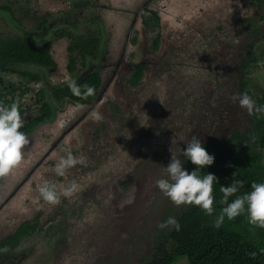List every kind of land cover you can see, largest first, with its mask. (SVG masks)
Listing matches in <instances>:
<instances>
[{
    "label": "rangeland",
    "instance_id": "374dc122",
    "mask_svg": "<svg viewBox=\"0 0 264 264\" xmlns=\"http://www.w3.org/2000/svg\"><path fill=\"white\" fill-rule=\"evenodd\" d=\"M47 1L13 3L24 7L16 15L31 26L36 14L24 16L25 9L42 14L50 6ZM145 1L122 0L121 6L109 5L112 30L124 35L127 31L129 37H136L131 48H138L133 52L134 58L148 65L144 80L131 84L115 78L94 107L95 113H103L105 119L95 121L89 114L77 129L64 136L63 147L56 142L63 129L57 130L50 123L37 126L27 135L29 144L14 166L18 170L15 181L11 175L14 170L3 176L7 180L0 186V197L9 200L0 214L13 218L18 213L44 225L31 237L21 239L22 247L16 251L32 246L35 252L25 264H142V259L153 253L159 234L169 231L159 228V222L177 215L178 206L155 184L165 175L163 165L171 158L170 149L179 154L193 135L210 139L231 121L245 119L244 109L231 100L233 93L240 92L236 65L243 53L255 50L258 55L249 65L246 90L255 96L264 92V19L259 18L263 12L253 0ZM141 4L145 5V12ZM139 6L140 15L132 30H127ZM147 6L160 15L155 28L141 24ZM254 27L260 29L255 35L250 33ZM258 34L261 40L250 44ZM153 38L159 42L157 47L151 43ZM66 44V39L61 38L50 45L57 64L51 73L53 81L66 74ZM25 85L28 90L19 95ZM37 87L38 83L18 74L0 72V91H4L6 99L12 98V92L19 96L24 122L38 113ZM71 109V104L62 102L57 119ZM68 124L64 122L63 127ZM100 133L117 134L118 139L99 141L101 135L96 134ZM101 146L109 151L115 149L105 164L97 157ZM66 147H72L73 154L85 159L86 164L66 170L61 178L55 175L53 165L65 155ZM88 148L98 152L87 154ZM262 153L264 163V146ZM117 164L122 165L120 171L114 168ZM27 169L33 170L30 177L17 185ZM45 179L54 182L58 190L75 181L77 190L70 197H61L59 204L51 205L38 198L36 185ZM29 192L34 196H28ZM14 226L2 234L12 232ZM174 264L189 262L186 257H179Z\"/></svg>",
    "mask_w": 264,
    "mask_h": 264
},
{
    "label": "flooded vegetation",
    "instance_id": "af4514ba",
    "mask_svg": "<svg viewBox=\"0 0 264 264\" xmlns=\"http://www.w3.org/2000/svg\"><path fill=\"white\" fill-rule=\"evenodd\" d=\"M47 2L50 3V6H48L42 14H37L40 13L39 11L34 12L25 9L27 12L23 13L24 16L26 13L36 14L33 19L34 24L27 26L24 23V18L16 15L17 11H21L19 9L20 7L24 8L22 5L20 6L19 3L15 5L13 0L0 1V24L2 25L0 26V41L14 40L20 43H33L42 49L45 48L51 58V62L46 64L29 60H19L9 64V67L12 66L17 70L16 72L6 71L4 69H0V72L15 73L21 78H27L32 82L38 83L36 89V94H38L36 100H38L39 103L37 107L38 113L30 120L24 122V124L32 123L30 129L24 132L27 135L31 134L37 126L43 123L56 125L57 130L59 127L63 129L62 133L58 135L56 139L58 145L63 147L64 136L68 132L77 129V125L85 120L89 114L93 115L95 113V105L103 99L105 89L109 87L115 78H121L131 83L133 75L139 73L136 84L141 83L144 80V72L148 68V65L144 61H141V59L134 58L136 54L133 52L137 51L138 48L136 50V47L135 49L131 47H134L136 37L131 38L127 31L124 35V32L120 33L114 31L110 27L111 8L109 5L113 3L116 5L117 3L121 6L122 0H48ZM129 2L130 1H128V3ZM145 2H148V0ZM253 3L258 4L264 15V0H253ZM141 6L142 11L145 12V5L141 4ZM99 8L102 9L101 12L97 11ZM139 8L141 7L139 6L135 10V17L131 18L130 28H127L125 24L124 30H126V28L127 30H132L137 15H140L137 11ZM146 8L147 15L141 16V24L145 21L144 19L148 20L145 16L149 17L151 15L153 17V13H156L159 16V21L155 24L152 22L150 27H148L145 22L144 25L148 29L157 27L158 23H160L159 13L154 10L153 7L147 6ZM108 9L109 12H105V10ZM136 31H138V29H136ZM259 36L261 35L258 34V36L253 37L252 41L259 42L261 40ZM61 38L67 41L65 50L68 55L64 64L66 74L59 78L58 81H53L51 73L55 70L54 68H56L57 64L56 58L53 53L51 54L50 45L52 42L61 40ZM155 40L156 38L152 39V45H154ZM158 44L159 42L155 47H157ZM250 44L256 45L257 43L252 42ZM110 56H115V59H112ZM123 66L125 68H122ZM32 76L36 77L35 81L32 79ZM69 78L74 79L80 85L87 83L93 85L94 82H96V86L94 87L95 94L87 99L81 96H76L74 98L69 94H63V90L67 89V79ZM27 86L28 85H25L23 88H28ZM68 90L71 91L70 89ZM3 94L4 91L1 90L0 97H2V99L6 98L3 97ZM62 102H64V104H71L73 109L70 111L67 110V113H63L62 117L57 119V110ZM43 107L47 109L46 113L40 112L39 109ZM74 116H76V118L72 121ZM90 119H92L91 116ZM117 119L120 120L118 117ZM64 122L67 124L69 123L66 128L63 127ZM96 135H101V133ZM117 139V134L104 133L101 135L99 141ZM88 142H90V140H88ZM106 149V146H101V150L97 155L102 164L108 162L111 155L110 153L115 151V149L110 151ZM107 151H109V153H107ZM85 152L90 154L96 153L98 150L91 151L88 148L85 149ZM87 160L94 163V160L90 157H87ZM121 166V164H117L114 168L116 171H120ZM84 167L86 168V166ZM12 170L15 171V168L13 167ZM32 171L27 169L25 171L26 175L22 173L21 175L23 177L21 178V184L18 183L17 185L21 186L24 184L27 178L30 177ZM4 177L0 176V186L6 184L7 179H3ZM61 178H63V176ZM12 183L11 181V184ZM28 196L33 197L34 194L29 192ZM6 198L3 199L0 197V210L9 200ZM15 214L18 216L13 218L11 216L4 217V215L0 214V243L10 239L21 224L27 223L31 225L34 223L32 220L30 221V218L25 217V215ZM32 218H37V216H32ZM13 224H15V226L14 229H11L12 232L2 234L7 228H11ZM35 225V231H38L39 227H44L42 224ZM31 236L32 234H24L14 242L7 241L0 244V264H25L31 259L35 254L31 249L32 246L24 247L27 248L25 250L20 249V251H16L19 247H22L21 239Z\"/></svg>",
    "mask_w": 264,
    "mask_h": 264
},
{
    "label": "trees",
    "instance_id": "16d2710c",
    "mask_svg": "<svg viewBox=\"0 0 264 264\" xmlns=\"http://www.w3.org/2000/svg\"><path fill=\"white\" fill-rule=\"evenodd\" d=\"M145 18H148V20L144 19L148 27L152 25V22L155 24L159 21V16L156 13H153V17L150 15ZM259 18L264 19V15ZM258 30L260 31L254 27L250 33L255 35ZM157 43L156 39L153 46H156ZM250 46L252 47V45ZM242 56L240 63L236 65L240 92L247 91L248 68L252 61H256L258 55L255 50H252L243 53ZM0 57V69L14 72L17 70L12 66L9 67V64L19 60L45 64L51 62L50 55L45 48L42 49L33 43H20L14 40L0 41ZM138 76L139 73L133 75L132 84H136ZM32 79L35 81L36 77L32 76ZM92 86L95 87L96 82ZM68 89L67 86V89L62 93L75 98L76 96ZM27 90L28 88L20 89L19 95L26 93ZM247 92L258 103L264 104V92L257 96L250 90ZM92 96H88L86 99ZM18 97L12 92L10 100L0 97V101L10 104ZM39 110L41 113H46L47 109L43 107ZM20 111L22 112L21 108ZM242 117L245 119L231 121L210 139L199 138L204 143L206 150L215 157L214 162L202 169L200 174L211 172L218 178V181L213 184V195L216 197L214 204L217 211L221 207L219 203L222 195L219 192L221 185L230 184L234 178L244 180V185L236 194L239 195L250 190L252 181L264 182L262 153L264 117L257 119L255 115L249 116L245 110H243ZM31 125V122L26 123L21 130H29ZM184 166L189 171L197 167L190 161H186ZM233 173L237 175L234 177ZM232 198L234 197H230V199ZM176 211L175 217L181 224L180 230L169 229V231L159 234L153 253L142 259V264H174L179 257H186L189 264H264V228L248 224L244 215L237 216L231 221L225 219L223 225L217 229L212 226L213 217L206 215L198 206L180 205ZM35 230L34 223L31 225L21 224L10 239L0 244L7 241L14 242L21 235L33 234Z\"/></svg>",
    "mask_w": 264,
    "mask_h": 264
},
{
    "label": "clouds",
    "instance_id": "9594fccd",
    "mask_svg": "<svg viewBox=\"0 0 264 264\" xmlns=\"http://www.w3.org/2000/svg\"><path fill=\"white\" fill-rule=\"evenodd\" d=\"M67 85L73 95L88 97L95 94L92 85L78 84L74 79H67ZM233 103L244 109L249 116L255 115L257 119L264 117V104L257 100L247 91L233 93L231 96ZM19 99L4 103L0 101V176L7 175L14 166L22 159V149L29 144L27 134L22 131L24 119L19 107ZM95 121L105 119L103 113L93 114ZM186 147L180 150L179 154L171 151V158L164 168L165 175L155 181L156 186L175 206L195 205L198 206L206 215L212 216V226L219 229L225 219L231 221L237 216L244 215L248 224L264 228V182L252 181L250 190L239 195L241 187L245 181L233 179L230 184L221 185L219 192L222 193L219 199L221 207L217 211L213 195V184L218 181L214 173L206 172L200 174L202 169L214 162V155L210 154L204 143L193 135L186 142ZM65 155H61L53 165L56 176H64L66 170L78 164L85 163L83 158L73 154L70 147L63 149ZM190 161L197 167L189 171L184 167V163ZM237 174L233 173L235 177ZM77 190L75 181L67 186L57 189V185L45 179L37 186L38 198L43 201L57 205L61 197H70ZM230 197H234L230 199ZM215 214V215H213ZM161 229L168 228L179 231L180 222L175 216L169 215L166 219L159 222Z\"/></svg>",
    "mask_w": 264,
    "mask_h": 264
},
{
    "label": "bare ground",
    "instance_id": "6f19581e",
    "mask_svg": "<svg viewBox=\"0 0 264 264\" xmlns=\"http://www.w3.org/2000/svg\"><path fill=\"white\" fill-rule=\"evenodd\" d=\"M17 171H18V170H15V171L11 174L13 179L16 178V176H17ZM18 173H19V172H18Z\"/></svg>",
    "mask_w": 264,
    "mask_h": 264
}]
</instances>
